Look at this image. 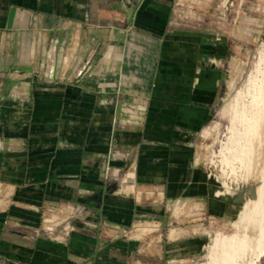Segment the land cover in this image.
<instances>
[{"label":"crops","instance_id":"1","mask_svg":"<svg viewBox=\"0 0 264 264\" xmlns=\"http://www.w3.org/2000/svg\"><path fill=\"white\" fill-rule=\"evenodd\" d=\"M174 4L0 0V208L19 193L84 215L55 242L26 237L21 230L35 228L0 211L4 264L122 262L135 245L121 230L140 211L116 180L162 174L163 185L185 186L193 178L197 170H186L184 157L176 169L174 157L210 120L231 47L170 29Z\"/></svg>","mask_w":264,"mask_h":264},{"label":"rangeland","instance_id":"2","mask_svg":"<svg viewBox=\"0 0 264 264\" xmlns=\"http://www.w3.org/2000/svg\"><path fill=\"white\" fill-rule=\"evenodd\" d=\"M247 18L257 20L255 26L245 25L243 20ZM169 27L190 36L197 35L203 40L227 42L231 51L223 61V81L210 120L186 139L190 151H186L184 156L176 154L174 157L172 165L176 169L184 157L187 160L186 170H197L193 178L185 186L163 185L162 174L145 173L137 181L134 176L131 181H122L120 177L116 180L118 183L114 190L122 191L124 194L121 193V197L135 200L132 205L140 212L138 220L128 230H121L124 231L122 238L135 245L134 250L124 255L122 262L113 259L111 264L248 263L251 252L242 241L241 230L249 226L264 234V165L258 172L261 184L256 201L249 203L254 187L244 166L228 150V139L232 130H240L239 124L234 121L235 105L239 107L246 101L247 87L256 69L264 72V0H175ZM235 63L240 64L243 73L234 89L230 90L228 84ZM227 103L230 104L228 113L222 116L221 109ZM212 123L216 124L207 130L209 135L202 137L201 131ZM115 165L114 169H122V166ZM195 175L203 179L194 178ZM126 186H132L134 193L140 195V200L125 190ZM10 195L12 201L3 209L0 208L1 213L8 216L17 211L15 216L22 220V227L40 230L50 227L48 232L54 236L46 238L48 240L66 242L74 231V219H82L77 211L74 213L78 207L73 204L51 201L38 205L25 202L19 193ZM236 197H239L237 202L234 201ZM154 198L158 202L151 200ZM174 209L178 213L172 218ZM27 211L32 214L28 215ZM48 215L54 216L55 223H48ZM145 224L153 228L141 232L142 238H139V233L132 234L133 227ZM21 231L26 233L20 232L26 237H39L32 230ZM175 232L181 234L173 239L172 234ZM229 240L234 242L229 244ZM226 247L231 248V253L224 251ZM0 264L4 263L0 260ZM256 264H264V254Z\"/></svg>","mask_w":264,"mask_h":264},{"label":"bare ground","instance_id":"3","mask_svg":"<svg viewBox=\"0 0 264 264\" xmlns=\"http://www.w3.org/2000/svg\"><path fill=\"white\" fill-rule=\"evenodd\" d=\"M259 66H260V64H259ZM242 73H243V69L240 66V64L235 63L232 66V79L228 84V87L230 90L234 89L235 83H236V81L237 82L239 81ZM245 100L246 101L244 103L240 104L239 107L235 105L236 111H235V115H234V121L237 124H239L240 130L238 132H235L233 130L231 131V136L228 139V142L230 143V148H228V150H231V152L234 153L233 156L232 155L231 156L234 157L235 160H238L239 164H241V166H244V168L246 169V174L252 182L251 186L254 187V191L251 192L253 197L252 196L249 197L248 202L253 203L256 201V194H257L259 185L261 184L259 177H258V172L260 169L263 168V165H264V147H262V144H264V72L260 71L259 68L256 69V72L254 73L253 79L249 82V85L247 87V94H246ZM229 107H230V104L227 103L222 108V114L224 116L227 115ZM229 115H231V114H229ZM231 152H229V153H231ZM234 158L232 160H234ZM233 171H234V169H233ZM230 175H231V173H230ZM234 176H235V174H234ZM233 180H235V179L233 178ZM230 183H231V181H230ZM262 184L264 185L263 182H262ZM231 188H232V191H234L235 188L233 187V185ZM249 195H251V194H249ZM6 196L8 197V194ZM141 200H142V197H141ZM151 200L154 201L156 199L154 198ZM234 201L235 202L239 201V197H236ZM176 210L177 209H174V211L172 213L173 214L172 218L174 217V214L178 213ZM79 215L82 216V214H79ZM47 218L49 220L48 223H52V222L55 223V221H53L54 220L53 215H48ZM79 218H84V217H79ZM245 225H246V223H245ZM261 227H262V225H261ZM148 228H150V230H152L153 227L146 226V224H145V226L136 225L132 229L133 230L132 234L133 233H139V238H142L143 235L141 234V232H143L145 230H149ZM50 229L51 228L47 226V228H43L42 230H40V229L35 230L34 229L32 231H33V233L37 234L41 238H49V237L54 236V234L52 232H48V230H50ZM241 231L243 233V234L241 233L242 234V241L246 245L248 251L251 252L250 261L248 263H244V264H256V262L264 254V234H262L259 230H254L253 228H251L249 226H247L245 229L243 228V230H241ZM146 233H149V232H146ZM157 233H158V231H157ZM177 234H181V232H178V233L175 232L174 234H172L173 239L175 237H177ZM238 234H240V233H238ZM156 240H158V237H156ZM232 241H230L229 244H231ZM238 241H240V240H238ZM238 244L239 243H237V245ZM224 249H225L224 251L228 252L231 248L228 249V247H226ZM238 250H239V247H238ZM240 250H242V248H240ZM234 255H235V252H234ZM231 256H232V254H231ZM223 258L221 260H223Z\"/></svg>","mask_w":264,"mask_h":264},{"label":"built area","instance_id":"4","mask_svg":"<svg viewBox=\"0 0 264 264\" xmlns=\"http://www.w3.org/2000/svg\"><path fill=\"white\" fill-rule=\"evenodd\" d=\"M76 209H77V208H76ZM76 209H75L74 213H76ZM75 220H78V219H74V221H75Z\"/></svg>","mask_w":264,"mask_h":264}]
</instances>
